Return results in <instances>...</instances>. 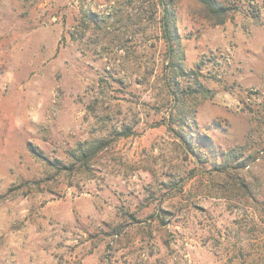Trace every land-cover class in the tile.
Returning <instances> with one entry per match:
<instances>
[{
  "label": "rangeland",
  "instance_id": "rangeland-1",
  "mask_svg": "<svg viewBox=\"0 0 264 264\" xmlns=\"http://www.w3.org/2000/svg\"><path fill=\"white\" fill-rule=\"evenodd\" d=\"M162 1L0 0V264H264V0Z\"/></svg>",
  "mask_w": 264,
  "mask_h": 264
},
{
  "label": "trees",
  "instance_id": "trees-1",
  "mask_svg": "<svg viewBox=\"0 0 264 264\" xmlns=\"http://www.w3.org/2000/svg\"><path fill=\"white\" fill-rule=\"evenodd\" d=\"M201 2L204 7L211 13H213L215 16L218 17V23H223L226 20L227 17V11L228 7L224 5L223 3L219 2V0H198ZM170 3V0H163L161 2L162 9H163V16H162V29L164 33V37L169 44V50H171L173 53L175 50H180V34L178 30V24H177V15L174 14V11L172 10V5ZM208 138L206 135H199L200 141H205V139ZM185 142L187 140L185 139ZM106 146L104 142H100L97 145L90 146L85 151H79V158L81 161L84 162L85 166L88 164V162L102 149Z\"/></svg>",
  "mask_w": 264,
  "mask_h": 264
}]
</instances>
